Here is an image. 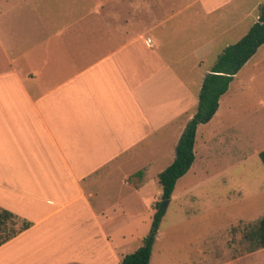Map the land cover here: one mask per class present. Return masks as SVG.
I'll return each mask as SVG.
<instances>
[{
  "label": "crops",
  "instance_id": "crops-1",
  "mask_svg": "<svg viewBox=\"0 0 264 264\" xmlns=\"http://www.w3.org/2000/svg\"><path fill=\"white\" fill-rule=\"evenodd\" d=\"M244 1L0 0V223H28L0 264H118L140 246V191L196 111L213 33L257 20L264 0Z\"/></svg>",
  "mask_w": 264,
  "mask_h": 264
},
{
  "label": "rangeland",
  "instance_id": "rangeland-1",
  "mask_svg": "<svg viewBox=\"0 0 264 264\" xmlns=\"http://www.w3.org/2000/svg\"><path fill=\"white\" fill-rule=\"evenodd\" d=\"M243 3L248 9L255 0ZM256 12L252 10L243 23L250 27ZM245 29V25L235 26L222 34L221 29L213 33V64L222 48L237 41ZM262 149L264 43L229 83L217 115L197 127L195 158L174 185L148 264H213L216 258H230L238 249L247 248L245 230L264 215V165L258 157ZM174 154V150L168 157L164 154L149 171L150 178L140 191L147 200L141 218L131 227V247L141 245L150 229L155 208L149 203L160 200L155 172L170 163ZM21 226L17 219L0 223V240ZM244 261L240 264H264V247Z\"/></svg>",
  "mask_w": 264,
  "mask_h": 264
},
{
  "label": "trees",
  "instance_id": "trees-1",
  "mask_svg": "<svg viewBox=\"0 0 264 264\" xmlns=\"http://www.w3.org/2000/svg\"><path fill=\"white\" fill-rule=\"evenodd\" d=\"M264 43V2L258 7V18L252 23L247 32L236 42L228 44L217 56L209 72L202 80L198 92V103L193 116L186 123L175 146V156L172 162L158 173V183L161 189L160 200L154 203L155 211L152 216L149 231L142 239V244L133 252L123 256L118 264H148L154 240L161 218L165 212L162 203L169 200L174 185L179 177L187 172L195 158L194 144L196 129L199 124L207 123L215 114L220 97L227 91L229 83L238 70ZM258 157L264 165V149L258 152ZM144 172L137 171L128 177L129 182L136 188L143 181ZM8 212L5 215L8 216ZM1 219V213H0ZM28 223L23 224V228ZM12 235L7 236L5 239ZM247 250L264 247V215L254 226H249L243 235Z\"/></svg>",
  "mask_w": 264,
  "mask_h": 264
},
{
  "label": "water",
  "instance_id": "water-1",
  "mask_svg": "<svg viewBox=\"0 0 264 264\" xmlns=\"http://www.w3.org/2000/svg\"><path fill=\"white\" fill-rule=\"evenodd\" d=\"M168 202H169V200H166L165 202L162 203V206H163L164 208H166L167 205H168Z\"/></svg>",
  "mask_w": 264,
  "mask_h": 264
},
{
  "label": "built area",
  "instance_id": "built-area-1",
  "mask_svg": "<svg viewBox=\"0 0 264 264\" xmlns=\"http://www.w3.org/2000/svg\"><path fill=\"white\" fill-rule=\"evenodd\" d=\"M146 41H147V42H150V39L147 37V38H146Z\"/></svg>",
  "mask_w": 264,
  "mask_h": 264
}]
</instances>
